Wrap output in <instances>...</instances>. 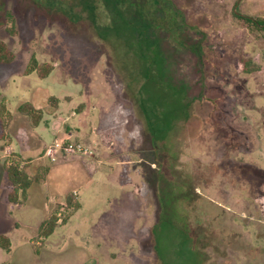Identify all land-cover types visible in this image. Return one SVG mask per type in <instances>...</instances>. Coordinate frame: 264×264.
Returning a JSON list of instances; mask_svg holds the SVG:
<instances>
[{
	"label": "rangeland",
	"instance_id": "1",
	"mask_svg": "<svg viewBox=\"0 0 264 264\" xmlns=\"http://www.w3.org/2000/svg\"><path fill=\"white\" fill-rule=\"evenodd\" d=\"M170 2L183 23L176 41L157 36L161 78L190 116L168 147L157 139L160 166L136 99V30L121 24L135 12L119 15L112 0H0V40L16 55L0 65V100L11 113L1 150L11 145L7 158L37 179L6 210L12 220L0 219L17 246L13 263L0 249V264H195L182 228L200 264H264V29L235 15L264 19V0ZM32 56L53 65L48 77L26 75ZM25 103L42 111L37 127L19 112ZM23 142L27 157L15 152ZM3 160L0 217L10 186ZM162 193L175 200L169 233L179 243L164 261L152 236ZM69 194L81 209L41 241V222Z\"/></svg>",
	"mask_w": 264,
	"mask_h": 264
},
{
	"label": "trees",
	"instance_id": "2",
	"mask_svg": "<svg viewBox=\"0 0 264 264\" xmlns=\"http://www.w3.org/2000/svg\"><path fill=\"white\" fill-rule=\"evenodd\" d=\"M112 2L115 5L113 7L115 8L114 10L119 15L122 12H128L130 9L135 12L132 20L129 18L120 22L122 25L127 23L130 28L136 30H132L134 31V36H131L133 47H130L134 60L138 64L137 73L133 72L132 74V76L137 77L136 83H138L139 87L136 99L140 100L141 106L143 105L142 107L146 114L144 119L146 121L147 131L151 134L152 145L154 151L157 153L156 160L152 163L161 166V162L157 160V139L162 142L166 140L165 142L167 143V140L172 138L174 133L179 129L180 123L189 118L190 113L188 112V104L185 105L177 88L164 83L161 78L160 69L164 70L167 68L163 54L158 47L157 36L160 31L164 30L169 33L170 37L174 38V33L178 32V28L183 23L181 20L182 17L173 7L167 5L169 3L171 4L170 0H112ZM108 10L112 11L110 5H108ZM235 15L244 22L259 29H264V19H253L236 13ZM176 39L177 37L174 38L175 41ZM144 43L147 45H144ZM15 58V53L3 40H0V65L11 64L15 61ZM52 69L53 65L49 63L39 64L37 59L32 56L26 69V75L36 72L41 79H44L48 77ZM49 100L55 107L58 106L59 101L56 97L52 96ZM19 112L31 119L34 127H37L43 119L42 111L36 109L31 103L23 104L19 108ZM8 118H11V113L1 99L0 125L2 132L0 133V141L5 140V129L8 126ZM166 143L164 146L168 147L169 143ZM9 162V166H3L8 182L12 187L8 199L11 203L19 204L26 200L29 189L35 181L37 182V179H32L24 167L21 168V162L14 159H9ZM160 199L163 214L154 226L152 236L155 241V250L158 259L164 261L166 251L173 245H179V243L177 244L176 241L178 239L172 237L169 233V230H173L175 227V224H173L175 200L170 194L166 193H162ZM80 209L81 204L76 201L73 194H69L66 198L65 206L59 205L54 214L41 222L38 228L39 239L45 241L54 233L59 225H65L72 214ZM61 211L64 213L63 219L60 218L62 216ZM181 230L183 232V235L181 233L180 237L183 243H181L182 248L185 250L187 256L192 258L195 264H200L201 262L199 263L197 259L198 255L195 248L189 243V236L186 235L189 233L188 230H184L183 228ZM0 249L6 253L11 252L12 243L10 238L5 234H0Z\"/></svg>",
	"mask_w": 264,
	"mask_h": 264
},
{
	"label": "crops",
	"instance_id": "3",
	"mask_svg": "<svg viewBox=\"0 0 264 264\" xmlns=\"http://www.w3.org/2000/svg\"><path fill=\"white\" fill-rule=\"evenodd\" d=\"M2 145H4L3 144V141L2 142H0V158L1 159H4L3 161L5 162L4 164H3V166L4 165H6V166H9L10 164L8 163L9 162V159L7 158V153H11L10 151H12V148H11V145H7V146H5L4 147V149L3 150H1L2 148ZM26 144L23 142V143H19L18 144V150L17 151H15L14 149V151L18 154V155H20V156H24V157H27L28 156V154H29V152H30V146L29 145H26ZM6 158H7V160H6ZM3 169V168H2ZM4 170V169H3ZM5 172V171H4ZM7 177V176H6ZM8 180V179H7ZM9 183V182H8ZM10 185V184H9ZM8 187V186H7ZM12 191V187H11V185L7 188V190H6V193H5V195H4V198H3V204H4V206H5V212H4V214H3V216L1 215V217H0V219H2L3 217H5V218H9L10 220H12V217H11V213L10 212H6V210H8V209H11V207H12V205H14V206H20V205H16L15 203H11L10 201H9V199H8V196H9V193ZM21 223H20V221L19 220H17V219H15L12 223H11V228H18L17 226L18 225H20ZM0 234H5V235H7L9 238H10V240H11V243H12V249H11V252L10 253H7V255H8V258L5 260V262L6 263H13V255L15 256V254H16V251H17V246L15 245V243H14V238L13 237H11V235H9V233H0ZM5 252V251H4Z\"/></svg>",
	"mask_w": 264,
	"mask_h": 264
},
{
	"label": "built area",
	"instance_id": "4",
	"mask_svg": "<svg viewBox=\"0 0 264 264\" xmlns=\"http://www.w3.org/2000/svg\"><path fill=\"white\" fill-rule=\"evenodd\" d=\"M56 147H60L58 144L56 145ZM52 151H53V148H50L48 151H47V155L49 156V155H51V153H52ZM66 151H68V152H75V149L72 147V146H70L68 149H66ZM7 157H9L10 156V153H7V155H6ZM9 164H10V162H8Z\"/></svg>",
	"mask_w": 264,
	"mask_h": 264
}]
</instances>
